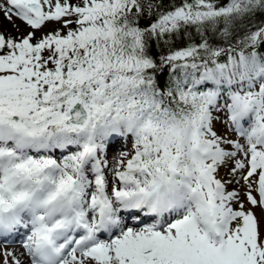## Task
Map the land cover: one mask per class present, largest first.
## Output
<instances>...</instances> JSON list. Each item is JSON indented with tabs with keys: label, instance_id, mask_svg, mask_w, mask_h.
<instances>
[{
	"label": "rangeland",
	"instance_id": "rangeland-1",
	"mask_svg": "<svg viewBox=\"0 0 264 264\" xmlns=\"http://www.w3.org/2000/svg\"><path fill=\"white\" fill-rule=\"evenodd\" d=\"M102 1L7 0L8 4L15 5L16 9L10 10L15 16L27 18L30 26L28 32H31L29 39H21L15 28L10 32L0 27V122L24 134L33 143L37 142L38 137L54 138L58 136L57 132L74 135L86 131L89 136L82 142L88 141L86 145H90L95 131L98 138L108 134V138L116 140L118 135L111 133L114 131L111 126L122 118L129 120L135 128L136 135L133 138L143 139L149 148H154V152L145 154L140 163L142 171L160 177L167 174L180 176L186 182L185 188L189 194L192 193L193 200H202L209 211V215L199 221V226L201 221L206 222L202 223L205 242L200 245L193 237L182 241L176 251L170 254L171 262L164 260L163 264H264V131L262 134H254L251 127L252 123L257 122L264 127V76L246 83L235 82L229 88L216 85L218 89L214 88L209 95L206 113L194 133H181L177 127L164 123L165 116L160 109L149 102L136 100L130 94L123 111L114 115L109 103L101 104L97 101V97L103 96L104 92L101 86L92 81L86 95H77L67 108L62 109L64 115L61 114L59 128L52 130L51 124L36 123L37 119H42L41 109L50 111L48 108L51 103L44 92L48 82L55 81L62 73L58 52L69 46L85 44L78 28L89 16L84 19L81 17L99 12ZM31 3H37L43 8L44 16L41 19L29 10ZM208 83H211L210 78L204 75L200 89L204 91ZM25 94L38 103L28 112L19 100ZM12 104L15 106L9 107ZM114 132L127 135L129 130L122 127ZM4 140L8 141L9 138ZM102 145L107 147L104 143ZM85 153L86 150H80L76 155L83 156ZM90 155L93 162L99 165L86 167L88 173L96 169L102 173H98L96 178L87 174V179L95 185L100 196L102 182L105 183V190H102L104 197L106 191L121 192L123 184L117 186L114 181L109 182L104 173L110 159L100 163L93 149ZM5 156L0 153V158ZM178 159L191 160L193 166L185 170L175 164ZM83 165L73 170L77 176L83 174ZM122 171L126 172V169ZM65 173L68 174L67 171ZM38 176L41 181L54 184L44 177L42 171H39ZM222 177L226 180L232 178L236 188L227 192L224 182H220ZM68 186H74L73 182ZM36 187L43 194L38 183L33 185V188ZM4 191L9 193L8 190ZM85 192L79 198L80 204L88 201ZM33 196H36L34 191ZM225 196L226 204L232 206L229 213L214 204ZM115 197L118 199L119 195ZM47 200L52 199L49 197ZM101 200L98 198L91 205L97 208ZM1 203L9 205L5 200ZM100 212L101 209L95 211V218ZM36 220L35 217L34 222ZM34 232L32 228L26 234L29 237L25 239L24 247L30 250V235ZM99 244L100 240L96 237L88 248L97 249ZM77 253V248H74L69 257H76ZM68 260L67 255L59 264H68ZM32 264L36 263L33 261Z\"/></svg>",
	"mask_w": 264,
	"mask_h": 264
},
{
	"label": "bare ground",
	"instance_id": "bare-ground-1",
	"mask_svg": "<svg viewBox=\"0 0 264 264\" xmlns=\"http://www.w3.org/2000/svg\"><path fill=\"white\" fill-rule=\"evenodd\" d=\"M14 8L7 0H0V27L10 32L15 28L19 38L29 39L31 31L28 32L30 26L27 24V18L15 16L10 11ZM31 30L34 31L33 27ZM232 122L235 127V122ZM122 127L129 130L127 135L114 132L121 130ZM251 127L254 134H262L264 131V127L258 122L252 123ZM113 128L114 131L111 133L118 135L116 140L108 138V134L98 138L95 131L90 145H86L88 141L82 142L89 136L86 131L73 133L74 135L57 132L58 136L54 138L38 137L36 144L16 129L0 122V153L6 154L3 159L0 158V196L13 209V215L3 217L1 214L5 211L0 210L2 217L0 219L3 221V224L0 223V264H32L35 261L34 251L24 247L26 234L31 228L38 227L37 221L34 222L35 213L45 210L40 205L42 202L40 199L49 197L51 201L56 199L54 204L68 203L74 206L76 211L81 213L83 210L87 211V217L83 219L78 217L76 221L87 220L90 223V231L95 228L98 232L100 246L90 250L87 237L90 231L85 225L80 226L82 243L76 257H69V253L77 243L66 245L68 264H163L164 260L171 262L170 254L176 251L182 241L193 237L200 245L205 242L202 223L206 222L201 221L199 226V221L205 219L209 211L202 200L193 201L192 195L185 188L186 182L180 176L167 174L160 177L142 171L140 163L145 154L149 151L154 152V148H149L143 139L133 138L135 128L129 120L122 118L111 126V129ZM6 137L9 138L8 141L4 140ZM102 143L107 147L105 148ZM35 145L36 148H33ZM91 149L97 153L100 163H106L107 159H110L104 171L108 181H114L117 186L121 184L124 186L121 192L116 190L114 193L110 190L106 194L105 197L110 202L102 208L105 213H101L100 225L97 227L94 219L97 208L91 203L101 196H98L95 185L87 179V174L96 178L98 173L102 172L96 168L92 173L87 171L86 167L99 165L91 159ZM80 150H86V153L77 156L76 153ZM29 159L32 161L29 162ZM83 163L84 172L77 176L73 170ZM124 168L126 172L122 171ZM33 169L35 171H32ZM39 171L54 184L41 181ZM72 182L74 186H68ZM220 182H224L227 192L236 188V182L233 183L232 178L226 180L222 177ZM36 183L44 192L42 198L38 195L33 196V191L35 193L38 191L37 187L33 188ZM4 190H8L9 193ZM83 191H86L88 201L80 204L79 198ZM116 194L119 195L118 199L115 197ZM226 203L225 196L214 204L229 213L232 206ZM101 206L103 204H99L98 208ZM62 211L61 215L64 216L65 210ZM151 212H157L158 218L149 216ZM41 215L44 216L43 213ZM103 216L105 220L112 219L111 223L107 225L105 221L102 224ZM1 225L9 227V231L2 229ZM43 226L40 225L37 231ZM103 229H106L105 233ZM62 236L63 243L67 241V237H78L75 235L74 226L63 230Z\"/></svg>",
	"mask_w": 264,
	"mask_h": 264
},
{
	"label": "trees",
	"instance_id": "trees-1",
	"mask_svg": "<svg viewBox=\"0 0 264 264\" xmlns=\"http://www.w3.org/2000/svg\"><path fill=\"white\" fill-rule=\"evenodd\" d=\"M100 7L78 28L85 45L58 52L63 74L46 88L54 111L42 114L52 129L59 107L95 83L104 92L98 101L116 113L130 94L185 133L209 103L204 75L221 85L264 75V0H103ZM20 101L37 105L27 95Z\"/></svg>",
	"mask_w": 264,
	"mask_h": 264
},
{
	"label": "water",
	"instance_id": "water-1",
	"mask_svg": "<svg viewBox=\"0 0 264 264\" xmlns=\"http://www.w3.org/2000/svg\"><path fill=\"white\" fill-rule=\"evenodd\" d=\"M32 9H35V6H32ZM36 15L41 19L43 17V11L39 8V12L35 10Z\"/></svg>",
	"mask_w": 264,
	"mask_h": 264
}]
</instances>
